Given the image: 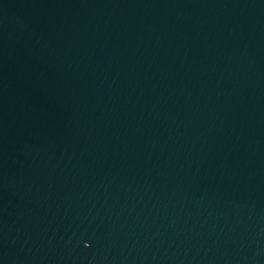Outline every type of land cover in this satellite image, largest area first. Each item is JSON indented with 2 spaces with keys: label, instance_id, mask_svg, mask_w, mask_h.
Returning <instances> with one entry per match:
<instances>
[{
  "label": "water",
  "instance_id": "water-1",
  "mask_svg": "<svg viewBox=\"0 0 264 264\" xmlns=\"http://www.w3.org/2000/svg\"><path fill=\"white\" fill-rule=\"evenodd\" d=\"M116 42L264 122V0H0Z\"/></svg>",
  "mask_w": 264,
  "mask_h": 264
}]
</instances>
